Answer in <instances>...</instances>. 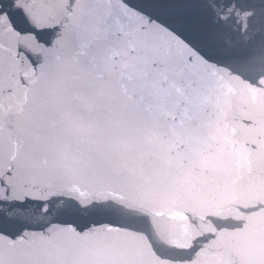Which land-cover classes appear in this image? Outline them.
<instances>
[{"label": "snow or ice", "instance_id": "1", "mask_svg": "<svg viewBox=\"0 0 264 264\" xmlns=\"http://www.w3.org/2000/svg\"><path fill=\"white\" fill-rule=\"evenodd\" d=\"M222 3L224 9H220ZM6 5L10 6L7 10ZM118 5L136 13L144 23H132L115 10ZM229 8L230 0H0V34L10 28L18 36H31L38 43H43L41 34H51L64 42L81 72L88 68L98 71L104 65L113 71L123 66L164 84L189 79L188 62L193 57L211 61L219 34L231 19L226 15ZM61 14V19L49 22ZM14 15L24 21L26 30L17 26ZM16 51L18 55L25 53L19 45ZM185 51L189 55H184ZM29 60L35 66L31 57ZM0 195L7 197L0 198V256L28 233H44L60 223H31L36 199L12 198V187L5 186L2 178ZM38 206L48 211L43 203ZM65 226L84 231L71 222ZM0 264H4L2 259Z\"/></svg>", "mask_w": 264, "mask_h": 264}]
</instances>
